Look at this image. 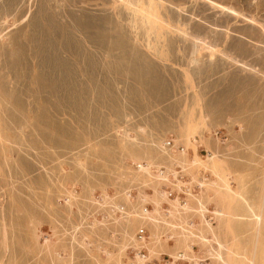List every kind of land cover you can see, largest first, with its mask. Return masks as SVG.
<instances>
[{
	"label": "rangeland",
	"instance_id": "rangeland-1",
	"mask_svg": "<svg viewBox=\"0 0 264 264\" xmlns=\"http://www.w3.org/2000/svg\"><path fill=\"white\" fill-rule=\"evenodd\" d=\"M0 264H264V0H0Z\"/></svg>",
	"mask_w": 264,
	"mask_h": 264
},
{
	"label": "bare ground",
	"instance_id": "bare-ground-1",
	"mask_svg": "<svg viewBox=\"0 0 264 264\" xmlns=\"http://www.w3.org/2000/svg\"><path fill=\"white\" fill-rule=\"evenodd\" d=\"M223 7V6H222ZM230 11V10H229ZM231 12V11H230Z\"/></svg>",
	"mask_w": 264,
	"mask_h": 264
}]
</instances>
